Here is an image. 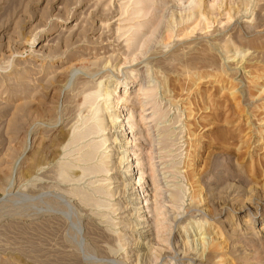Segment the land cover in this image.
<instances>
[{
	"label": "rangeland",
	"instance_id": "obj_1",
	"mask_svg": "<svg viewBox=\"0 0 264 264\" xmlns=\"http://www.w3.org/2000/svg\"><path fill=\"white\" fill-rule=\"evenodd\" d=\"M136 1L0 0V264H264V0Z\"/></svg>",
	"mask_w": 264,
	"mask_h": 264
},
{
	"label": "bare ground",
	"instance_id": "obj_2",
	"mask_svg": "<svg viewBox=\"0 0 264 264\" xmlns=\"http://www.w3.org/2000/svg\"><path fill=\"white\" fill-rule=\"evenodd\" d=\"M136 3H142L141 0H138L136 1ZM181 6V5H180ZM183 7V6H182ZM181 9L180 7L178 6H174V5H171L170 7L167 8V10H170V9ZM183 9L185 10L184 14H181L179 17H178V20L177 23H182L184 21H189L191 20L193 17H199L198 15H201L203 13V0H194L192 2V4H190L188 7H183ZM182 10V9H181ZM164 12V11H163ZM210 12V11H209ZM182 13V12H181ZM205 14V13H204ZM145 16V14L143 15ZM162 16V15H161ZM169 16V15H168ZM173 23H175V21H173ZM159 30V29H158ZM227 47V46H226ZM151 57V56H150ZM162 64V63H161ZM159 76V75H158ZM144 83V82H143ZM146 84V83H145ZM145 88H143L144 90ZM114 92L112 90H109L105 95L106 97H110L111 95H113ZM98 96H101V94H98L94 99H93V102L95 103L96 101V98ZM91 98L89 97H85L84 100L82 101V105L85 104V103H88L90 101ZM104 110V108L102 109L101 105H97V108L94 112V115L92 117H88L84 120V125L87 124L91 119L93 120V123L89 124L83 131H80L78 133H74V136H73V142H77L79 140H83V139H86L88 137H90L91 135H98V134H102L107 126L105 125V117L104 115L102 114V111ZM41 111V110H40ZM69 112V111H68ZM41 113V112H40ZM72 115V114H71ZM67 116V114H66ZM146 117V116H145ZM119 118L122 119V116H119ZM59 119V118H58ZM123 119H126V118H123ZM59 121V120H58ZM68 121V120H67ZM44 125V124H43ZM55 125V123H54ZM83 126V125H82ZM123 128L121 127V131H125L127 130L126 128V124H123L122 125ZM132 126H130L129 128H131ZM66 137L65 134H62L61 135V138H64ZM116 139V138H115ZM107 138H103V141L102 142H99V143H96V144H87V145H82L79 150L85 148L86 147H89L88 149H84L82 151V153L80 154V156L77 158L79 161H82V162H89L90 160L94 159L95 156H96V152H97V149H99L100 147H102L103 145L106 144L107 142ZM83 142V141H82ZM70 143V142H69ZM72 143V142H71ZM77 144V143H76ZM81 144V143H80ZM68 155V154H67ZM109 157H110V154H106V156L104 157L106 160L102 159L100 161V163H102L106 168H99V169H95V170H91L90 173H98V172H101V171H108L110 168H108V165L110 164V160H109ZM127 157L126 154L123 153L122 157H121V162L119 163V166L122 164V161L124 160V158ZM127 158H130L129 156ZM41 165V164H39ZM128 166V165H127ZM130 166L129 165V169H130ZM128 169V170H129ZM86 168L85 167H81V174L78 172H76L74 174V177L78 178V179H82L84 178V176L90 174V173H87L86 172ZM143 173L141 174V176L143 177ZM204 241V240H203ZM199 242V241H198Z\"/></svg>",
	"mask_w": 264,
	"mask_h": 264
}]
</instances>
